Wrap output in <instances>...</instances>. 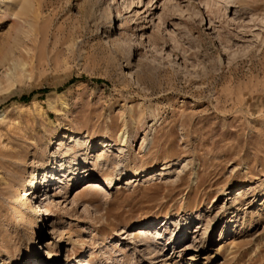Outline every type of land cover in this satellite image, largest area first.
<instances>
[{
	"label": "rangeland",
	"instance_id": "rangeland-1",
	"mask_svg": "<svg viewBox=\"0 0 264 264\" xmlns=\"http://www.w3.org/2000/svg\"><path fill=\"white\" fill-rule=\"evenodd\" d=\"M51 242L264 264V0H0V264Z\"/></svg>",
	"mask_w": 264,
	"mask_h": 264
},
{
	"label": "bare ground",
	"instance_id": "bare-ground-1",
	"mask_svg": "<svg viewBox=\"0 0 264 264\" xmlns=\"http://www.w3.org/2000/svg\"><path fill=\"white\" fill-rule=\"evenodd\" d=\"M97 165V164H96ZM105 167V166H104ZM76 172V171H75ZM128 172V171H127ZM127 172L126 171H124V172H121L120 173V175H121V177L120 178H117V179H122L123 177H133V176H136V174H134V173H131V174H127ZM56 173H53V175L51 176V178H53V176L55 175ZM145 175H148L149 174V171H146L145 170V173H144ZM119 176V175H118ZM74 177H75V175L73 174V173H70V174H68V175H66L65 176V178H64V180H63V187H62V192H64L65 190L64 189H66L67 187H69V186H71V185H73V179H74ZM76 178V177H75ZM77 179V178H76ZM51 180V179H50ZM49 180V181H50ZM78 180V179H77ZM55 182V181H54ZM48 185V184H47ZM87 188H89L90 190H92V191H95V192H102V191H104V185H102V184H100L99 182H97V181H91V182H86L85 184H84ZM109 185H112V181H109ZM114 185V184H113ZM60 191V190H59ZM42 196V198H43V200L44 199H47V198H49V195H47V193L46 192H43L42 194H41ZM45 202V201H44ZM42 207H44V204L43 205H41ZM40 205H38V208L40 209V207H41ZM149 224L150 223H148V222H144V223H141V224H139V225H137V227L136 228H138L139 230L138 231H142V229H144V228H146V227H149ZM157 233H159V231H157L155 234L157 235ZM47 246V255H48V260H52L53 261V264H55L56 262H58V261H60V256H61V253H60V249H59V246H57L56 244H53L52 242L51 243H49L48 245H46ZM39 249H37L36 248V251L35 252H32V256H33V258H36L37 256H38V254H39ZM38 258V257H37Z\"/></svg>",
	"mask_w": 264,
	"mask_h": 264
}]
</instances>
